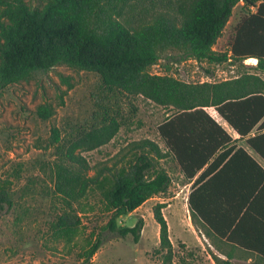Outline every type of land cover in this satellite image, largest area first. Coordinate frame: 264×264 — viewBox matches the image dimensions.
Returning <instances> with one entry per match:
<instances>
[{"label":"trees","instance_id":"16d2710c","mask_svg":"<svg viewBox=\"0 0 264 264\" xmlns=\"http://www.w3.org/2000/svg\"><path fill=\"white\" fill-rule=\"evenodd\" d=\"M239 2L249 13L236 27L229 49L215 51L213 46ZM167 49L208 63L242 64L254 57L253 68L264 72V0H0V89L56 65L93 72L100 81L97 109L88 124L64 134L51 126L48 142L55 156L54 193L61 206L51 225L56 239L74 240L81 229L75 204L80 205L89 192H97L104 210L110 212L104 229L121 237L131 234L137 241L143 220L125 226L117 219L167 191L170 175L158 166L160 160L175 162L187 182L222 149L194 180L195 187L186 197L192 217L203 215L197 195L204 189L206 174L226 171L238 155L264 178L263 169L236 143L245 139L264 160V79L257 73L241 72L221 81L186 82L151 73L150 66ZM63 80L71 86L68 78ZM137 95L169 108L170 114L156 126L164 149L149 138L131 141L110 165L103 164L91 175L80 151L112 139L136 114L133 99ZM208 106L237 138L210 115ZM36 113L47 119L53 108L42 104ZM11 182L0 179V211L10 201ZM164 206L157 203L153 208L159 226L156 252L163 264H176L161 211ZM231 225L221 233L225 236L231 230L226 240H234L236 226ZM255 234L250 246L264 259V224ZM100 236L97 233L83 250L77 264H90L102 243Z\"/></svg>","mask_w":264,"mask_h":264},{"label":"rangeland","instance_id":"374dc122","mask_svg":"<svg viewBox=\"0 0 264 264\" xmlns=\"http://www.w3.org/2000/svg\"><path fill=\"white\" fill-rule=\"evenodd\" d=\"M248 13L243 2L233 7L213 46L215 51L229 49L236 27ZM255 64L254 57L245 59L242 64L208 63L186 57L178 49H167L149 71L186 82L221 81L241 72L257 73L264 79V72L253 68ZM64 77L70 80L71 86ZM99 82L93 72L56 65L46 71H35L28 80L0 89V179L12 181L10 201L0 211V264H77L97 233L101 234L102 243L90 264H163L162 256L156 252L159 226L153 217V208L157 203L165 205L161 211L176 264H264L257 260H229L214 253L202 239L194 238L185 202L188 185L170 159L158 163L170 175L167 191L150 197L117 219L119 225L125 226H133L140 218L143 220L137 241L131 234L121 237L104 229L110 212L104 210L97 192H89L80 201L83 210L75 204L81 229L73 241L56 239L52 235L51 225L61 206L54 193L52 166L55 156L48 142L51 126L64 134L88 124L97 109ZM133 103L136 114L129 117L112 139L94 149L80 151L91 167V175L103 164L110 165L113 157L131 141L149 138L164 149L156 126L170 114L169 108L142 95H137ZM42 104L52 106L51 117L42 119L37 115L36 108ZM207 111L223 123L213 109Z\"/></svg>","mask_w":264,"mask_h":264},{"label":"crops","instance_id":"0c3cea01","mask_svg":"<svg viewBox=\"0 0 264 264\" xmlns=\"http://www.w3.org/2000/svg\"><path fill=\"white\" fill-rule=\"evenodd\" d=\"M215 120L233 138H237V134L224 120L221 119L223 123ZM253 134L254 130L250 132V135ZM244 140L238 139L237 146H241L264 171V160ZM221 151L222 149H219L203 169L186 182L188 185L186 197L195 187L194 180ZM220 168L221 166L219 170ZM203 185L204 189L197 195L203 215L192 217L188 208L189 226L194 238L202 239L214 253L229 260H257L264 263V259L250 246V243H253L252 238L256 235L255 231L264 224V178L260 170L249 164L242 155H238L228 165L226 171L216 170L206 174ZM246 211L248 214H244ZM230 223L232 228L236 226L234 240L225 238L231 230L225 232V236H221Z\"/></svg>","mask_w":264,"mask_h":264},{"label":"built area","instance_id":"2783aa9c","mask_svg":"<svg viewBox=\"0 0 264 264\" xmlns=\"http://www.w3.org/2000/svg\"><path fill=\"white\" fill-rule=\"evenodd\" d=\"M209 108L213 109V111L216 112L215 109L212 106L205 107L206 110H208Z\"/></svg>","mask_w":264,"mask_h":264}]
</instances>
